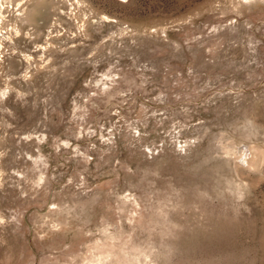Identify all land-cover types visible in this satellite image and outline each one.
<instances>
[{
  "label": "rangeland",
  "instance_id": "374dc122",
  "mask_svg": "<svg viewBox=\"0 0 264 264\" xmlns=\"http://www.w3.org/2000/svg\"><path fill=\"white\" fill-rule=\"evenodd\" d=\"M0 1V264H264V0Z\"/></svg>",
  "mask_w": 264,
  "mask_h": 264
},
{
  "label": "bare ground",
  "instance_id": "6f19581e",
  "mask_svg": "<svg viewBox=\"0 0 264 264\" xmlns=\"http://www.w3.org/2000/svg\"><path fill=\"white\" fill-rule=\"evenodd\" d=\"M1 2V1H0ZM3 2V1H2ZM4 3V2H3ZM1 5H2V3H1ZM1 7V6H0ZM21 9V8H20ZM25 11V10H24ZM1 50V49H0ZM4 93V92H3Z\"/></svg>",
  "mask_w": 264,
  "mask_h": 264
}]
</instances>
